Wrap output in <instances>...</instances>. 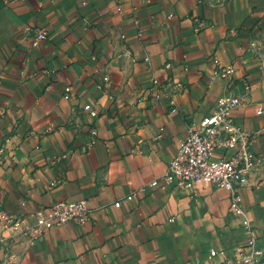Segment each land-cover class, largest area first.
<instances>
[{"label":"crops","instance_id":"1","mask_svg":"<svg viewBox=\"0 0 264 264\" xmlns=\"http://www.w3.org/2000/svg\"><path fill=\"white\" fill-rule=\"evenodd\" d=\"M224 95L264 153V0H0V264H234L227 189L147 186ZM239 195L264 259V183ZM80 199L87 221L30 234Z\"/></svg>","mask_w":264,"mask_h":264},{"label":"built area","instance_id":"2","mask_svg":"<svg viewBox=\"0 0 264 264\" xmlns=\"http://www.w3.org/2000/svg\"><path fill=\"white\" fill-rule=\"evenodd\" d=\"M26 29L33 31L34 45L48 37L43 26ZM235 72L236 66L233 62L219 64L213 69L211 80H231ZM68 90L66 87L65 96ZM245 101L244 96L224 95L217 98L213 112L188 128L176 155L169 160L166 171L147 186H158L164 182L181 191L196 181H204L215 188L227 189L230 192V209L242 217L241 227L248 235L246 243L235 248L234 264H264L261 251L255 245L252 226L241 208L239 195L242 187L258 188L263 185L264 179L254 176L264 170V153L251 150L255 135L235 124L229 116L233 107L240 106ZM84 109L95 115L89 104H85ZM145 189L146 187H142L140 191ZM42 211L45 214L36 213V229L30 232L33 237L39 234L40 228L56 227L68 221L85 222L89 218V208L84 199L59 200ZM209 255L224 257L226 252L222 249H211Z\"/></svg>","mask_w":264,"mask_h":264}]
</instances>
